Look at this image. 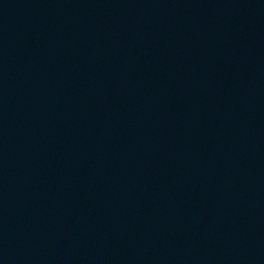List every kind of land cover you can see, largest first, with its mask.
<instances>
[{
  "label": "water",
  "instance_id": "95a60500",
  "mask_svg": "<svg viewBox=\"0 0 264 264\" xmlns=\"http://www.w3.org/2000/svg\"><path fill=\"white\" fill-rule=\"evenodd\" d=\"M0 264H264V0H0Z\"/></svg>",
  "mask_w": 264,
  "mask_h": 264
}]
</instances>
